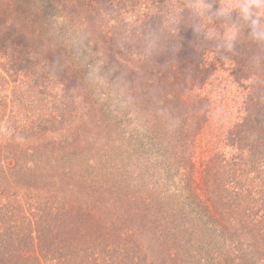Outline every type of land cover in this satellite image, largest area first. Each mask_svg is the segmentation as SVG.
<instances>
[{"label":"trees","instance_id":"trees-1","mask_svg":"<svg viewBox=\"0 0 264 264\" xmlns=\"http://www.w3.org/2000/svg\"><path fill=\"white\" fill-rule=\"evenodd\" d=\"M195 2L0 0V264H264V44Z\"/></svg>","mask_w":264,"mask_h":264},{"label":"rangeland","instance_id":"rangeland-1","mask_svg":"<svg viewBox=\"0 0 264 264\" xmlns=\"http://www.w3.org/2000/svg\"><path fill=\"white\" fill-rule=\"evenodd\" d=\"M108 105L110 104L107 103V120L105 121V124L107 125L106 127L107 134L104 135V140L102 141L103 145L100 146L99 143L98 147H102L100 151H104V157H102L101 159L106 160L107 172L109 171L108 168L111 167L113 176L116 177L115 179L117 180L120 177L126 176L124 169L129 156H132L137 162L141 161V163L144 164L145 160L153 161L155 155L154 151H156L157 149L153 147V148H149V150L146 151V149L149 146L148 147L142 146L141 142L144 143L145 141L143 135H141L142 136L141 138L139 136L134 140H129L130 138L129 134L135 132L134 122L125 120L123 113L119 115V118L115 119L111 115V110H110L111 106L109 107ZM109 112H110V117L108 114ZM62 134L67 135L69 134V131H64L62 132ZM62 136L63 135L61 134L56 135L55 141L60 139ZM113 153H115L114 156ZM134 162L135 161L133 160L132 162L129 161V167L132 170L138 169L136 166H134L133 164ZM113 164L115 165L114 169L112 167ZM163 175H165L164 182L167 185H169L170 182L172 183L174 178V172L171 169V167L165 168ZM159 180L162 181V178H160Z\"/></svg>","mask_w":264,"mask_h":264},{"label":"clouds","instance_id":"clouds-1","mask_svg":"<svg viewBox=\"0 0 264 264\" xmlns=\"http://www.w3.org/2000/svg\"><path fill=\"white\" fill-rule=\"evenodd\" d=\"M192 7L204 13H211L212 5L206 4L204 0H196ZM233 12L237 14V21L226 25L227 31L225 39L232 43L238 38L240 33V20H243L250 26V37L262 44H264V0H235L234 3H220L218 12L216 13L219 17H228ZM99 70V65L97 66ZM5 133L9 136V130L6 128ZM22 142L21 140H18Z\"/></svg>","mask_w":264,"mask_h":264}]
</instances>
